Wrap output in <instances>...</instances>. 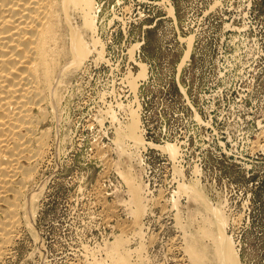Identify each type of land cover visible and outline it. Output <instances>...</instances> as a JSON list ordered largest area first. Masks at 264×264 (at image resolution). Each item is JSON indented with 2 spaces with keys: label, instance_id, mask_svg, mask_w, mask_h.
Returning <instances> with one entry per match:
<instances>
[{
  "label": "rangeland",
  "instance_id": "374dc122",
  "mask_svg": "<svg viewBox=\"0 0 264 264\" xmlns=\"http://www.w3.org/2000/svg\"><path fill=\"white\" fill-rule=\"evenodd\" d=\"M93 4L100 46L47 106L32 219L0 264H221L219 222L237 264H264V0Z\"/></svg>",
  "mask_w": 264,
  "mask_h": 264
},
{
  "label": "bare ground",
  "instance_id": "6f19581e",
  "mask_svg": "<svg viewBox=\"0 0 264 264\" xmlns=\"http://www.w3.org/2000/svg\"><path fill=\"white\" fill-rule=\"evenodd\" d=\"M93 2L0 0V260L17 233L21 212L28 209L31 198L26 192L48 149V134L40 130L48 117L47 106L54 109L58 105L57 88L63 75L70 68H79L91 53L96 55ZM136 127L134 114L126 138L137 148L142 143ZM118 139L121 143L123 138L118 134ZM163 149L174 156L171 146ZM125 181L138 212L140 189L133 187V180ZM187 189L191 196L201 198L197 187ZM201 200L207 205L205 199ZM223 232L219 222L215 241L218 263L237 264Z\"/></svg>",
  "mask_w": 264,
  "mask_h": 264
},
{
  "label": "built area",
  "instance_id": "2783aa9c",
  "mask_svg": "<svg viewBox=\"0 0 264 264\" xmlns=\"http://www.w3.org/2000/svg\"><path fill=\"white\" fill-rule=\"evenodd\" d=\"M142 168H143V171L145 170V168H147V164L146 163H143L142 162ZM145 179H144V182L147 184V186L149 185V180L147 179V176H146V173H145ZM171 181H172V183H173V177L171 178ZM172 183H171V188H172ZM170 185H167V187L165 188V189H162L161 191H162V193L164 194V195H169L170 194V192L173 190V189H171L170 188V190L168 189V187H169ZM163 216H165V215H163ZM167 227V225L165 224L164 226H162L160 229H158L157 231H158V233L161 235V239H158L160 242H164V241H162V239L164 238V236H167V234H165V231H166V228ZM173 238L177 241L178 240V237L177 238H175V236H173ZM165 239V238H164ZM170 241V240H169ZM155 242V241H154ZM154 242H152L150 245H149V248L150 249H152L153 250V247H154ZM171 248H172V251L170 252V251H166V250H164V251H162V249H158V248H156V250H155V253H154V255H158V254H161V256L162 257H164V256H167L168 258L172 255V254H174V253H176L175 251H176V249H175V246H171Z\"/></svg>",
  "mask_w": 264,
  "mask_h": 264
}]
</instances>
